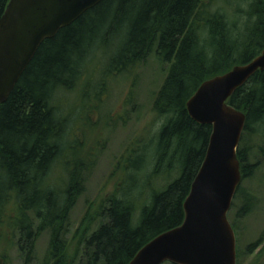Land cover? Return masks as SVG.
Masks as SVG:
<instances>
[{
	"label": "trees",
	"instance_id": "1",
	"mask_svg": "<svg viewBox=\"0 0 264 264\" xmlns=\"http://www.w3.org/2000/svg\"><path fill=\"white\" fill-rule=\"evenodd\" d=\"M219 1L103 0L40 45L0 104V214L15 207L14 225L30 255L47 231L45 264H129L153 238L184 222V203L212 133V125L192 119L187 102L204 81L264 49V0H250L248 10L241 7L246 0H223L235 1L233 13ZM8 2L0 0V18ZM242 14L247 18L241 31ZM154 51L169 65L153 103L162 123L148 144L138 140L123 156L119 182L87 210L71 252L70 214L85 192L94 154L70 137L60 101L91 84L92 63L107 60L110 66L97 84L103 89L112 76L131 71ZM228 103L247 115L238 148L245 180L264 165V71ZM239 198V216L251 209L254 198L240 185L229 214Z\"/></svg>",
	"mask_w": 264,
	"mask_h": 264
},
{
	"label": "water",
	"instance_id": "2",
	"mask_svg": "<svg viewBox=\"0 0 264 264\" xmlns=\"http://www.w3.org/2000/svg\"><path fill=\"white\" fill-rule=\"evenodd\" d=\"M101 1L9 0L0 18V104L40 45ZM258 71H264V49L248 63L204 81L188 100L192 119L212 125V133L184 203V222L153 238L129 264H237L228 214L243 180L238 148L247 115L228 101Z\"/></svg>",
	"mask_w": 264,
	"mask_h": 264
},
{
	"label": "rangeland",
	"instance_id": "3",
	"mask_svg": "<svg viewBox=\"0 0 264 264\" xmlns=\"http://www.w3.org/2000/svg\"><path fill=\"white\" fill-rule=\"evenodd\" d=\"M249 3L250 0L243 1L242 9L248 10ZM218 4L229 13L235 10V1L230 5L221 0ZM246 18L242 14L237 19L241 31ZM100 64L98 61L92 63L90 73L96 75L90 85L87 82L85 90L78 88L60 101L61 112L70 119V137L75 139L76 136L85 145V150H92L94 154L93 165L87 172L85 192L70 214L67 238L71 252L78 244L74 234L87 210L91 206L94 209L119 182L123 174L119 163L123 161V156L138 140H147L148 144L162 123L153 103L169 65L162 62L155 51L131 71L112 76L103 89H99L97 84L102 83L104 70L106 72L110 66L107 60ZM98 69H102L101 72ZM250 142L256 146V140ZM66 155L73 157L69 149ZM57 170L59 176L64 174L61 168ZM241 186L254 199L251 209L240 216L238 212L244 200L236 199L234 209L229 214L237 240V264H264V165L252 177L243 180ZM14 208L10 207V210L0 214V264H45L49 232L45 231L37 237L30 255L28 245L21 239L17 225H14L17 214ZM98 225L99 219L92 225L93 229Z\"/></svg>",
	"mask_w": 264,
	"mask_h": 264
}]
</instances>
